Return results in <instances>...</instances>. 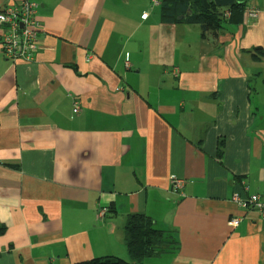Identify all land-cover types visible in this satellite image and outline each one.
Returning a JSON list of instances; mask_svg holds the SVG:
<instances>
[{"label":"crops","instance_id":"obj_1","mask_svg":"<svg viewBox=\"0 0 264 264\" xmlns=\"http://www.w3.org/2000/svg\"><path fill=\"white\" fill-rule=\"evenodd\" d=\"M30 1L34 61L0 53V264L128 259L134 213L178 240L144 264H264V221L233 202L264 196V0L207 34L150 0Z\"/></svg>","mask_w":264,"mask_h":264},{"label":"trees","instance_id":"obj_2","mask_svg":"<svg viewBox=\"0 0 264 264\" xmlns=\"http://www.w3.org/2000/svg\"><path fill=\"white\" fill-rule=\"evenodd\" d=\"M157 6L163 21L198 24L202 34L217 32L226 21L239 23L244 11V4L238 0H159ZM225 11L230 12L229 20L223 18ZM4 231L0 227V236ZM124 242L128 259L106 256L76 264H144L147 258L172 254L178 249L174 231L157 227L151 217L141 213L126 218Z\"/></svg>","mask_w":264,"mask_h":264},{"label":"built area","instance_id":"obj_3","mask_svg":"<svg viewBox=\"0 0 264 264\" xmlns=\"http://www.w3.org/2000/svg\"><path fill=\"white\" fill-rule=\"evenodd\" d=\"M152 6H157L159 0H150ZM38 4L30 0H19L16 3H8L0 7V53L6 59L17 62L32 63L39 50V35L41 23L37 19ZM259 10L250 4L244 5L243 22L246 26L257 23ZM229 11H225L223 18L228 19ZM144 15L143 17H145ZM127 63V62H126ZM175 75L177 71H173ZM80 111L77 100L73 102V112ZM171 186L173 191H180L183 187V180L171 176ZM233 202L243 210L252 209L256 211L264 221V196L252 194L245 199L234 195ZM105 211H99V217L104 216ZM239 219L230 220V225L236 227Z\"/></svg>","mask_w":264,"mask_h":264},{"label":"clouds","instance_id":"obj_4","mask_svg":"<svg viewBox=\"0 0 264 264\" xmlns=\"http://www.w3.org/2000/svg\"><path fill=\"white\" fill-rule=\"evenodd\" d=\"M226 20V19H225Z\"/></svg>","mask_w":264,"mask_h":264}]
</instances>
